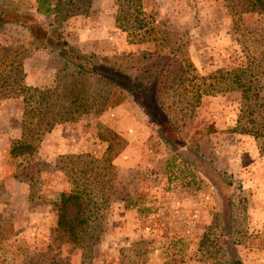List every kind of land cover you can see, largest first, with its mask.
<instances>
[{
  "label": "rangeland",
  "instance_id": "rangeland-1",
  "mask_svg": "<svg viewBox=\"0 0 264 264\" xmlns=\"http://www.w3.org/2000/svg\"><path fill=\"white\" fill-rule=\"evenodd\" d=\"M32 1L0 0V9L33 14L50 28L52 19L36 14ZM75 1L61 28L65 38L83 52L122 55L155 50L154 43L129 45L126 34L116 26L117 0ZM236 5L237 0L143 1L159 30L187 35L188 55L202 75L219 69L231 71L245 63L247 54L242 52L234 29L239 20ZM240 20L248 31L264 22L253 14ZM5 29L4 43L22 47L27 84L54 89L55 55L48 49L35 51L25 27ZM115 100H110L109 106H114ZM127 100L130 103L118 115L111 114L116 107H110L76 123L57 126L43 137L41 161L47 165L37 178L36 192L41 196L32 200L35 183L31 190L15 178L10 157L13 142L22 134L23 102L0 97V264H230L222 243L225 237L244 242L239 247L244 264H264L263 229L257 223L251 227L249 221L251 191L253 187L261 189L264 183V156L252 136L234 133L241 93L204 96L180 132L166 130L172 144L160 136L154 118L133 99ZM122 122L135 136L118 133L115 125L124 126ZM111 132L119 134L126 146L114 161L118 182L106 207V234L99 246L82 251L64 242L57 232L51 202L69 190L59 160L68 154L100 156L108 143L99 135L107 138ZM231 178L239 181L243 190L239 191L238 184L229 186ZM240 194L248 201L246 212L245 205L237 202ZM129 196L136 209L127 208ZM213 223L215 228L209 230Z\"/></svg>",
  "mask_w": 264,
  "mask_h": 264
},
{
  "label": "trees",
  "instance_id": "trees-1",
  "mask_svg": "<svg viewBox=\"0 0 264 264\" xmlns=\"http://www.w3.org/2000/svg\"><path fill=\"white\" fill-rule=\"evenodd\" d=\"M144 0H117L116 26L126 34L129 45L154 43V51L99 55L85 53L78 45L65 38L61 28L65 15L76 6L75 0H34L30 6L36 14L52 19L46 27L33 14L19 15L0 9V97L23 102L22 134L13 142L10 157L15 167V178L30 185L32 200L41 193L36 184L41 168L43 137L55 127L76 123L87 115L100 114L117 107L128 98L154 118L159 134L168 144L166 130L180 132L181 125L191 117L204 96L221 92H240L242 107L234 133L252 136L264 156V22L254 31L244 29L243 15L253 14L264 20V0H237L234 24L239 33L245 63L228 71L219 69L209 75L200 74L188 55L186 34L158 29L154 16L143 6ZM34 2V3H33ZM28 4V3H27ZM20 25L28 30L35 51L48 49L55 55L56 87H31L22 71L24 53L3 41L6 27ZM56 25H59L60 28ZM237 36V35H236ZM259 45L261 48H258ZM116 99L114 106L110 100ZM102 126H100L101 128ZM100 139L108 143L100 156L92 154L62 155L59 169L68 182L69 190L60 193L51 204L57 217V232L61 239L82 251H91L106 234V207L116 191L118 171L114 161L126 146L122 137L111 132ZM185 148V147H184ZM183 148V149H184ZM199 168V167H197ZM240 185L231 178L229 186ZM39 189L37 188V191ZM127 208L136 209L130 201ZM246 212L247 199L237 196ZM214 222V221H213ZM214 223L208 229H214ZM230 264H244L239 247L244 243L233 238L222 239Z\"/></svg>",
  "mask_w": 264,
  "mask_h": 264
},
{
  "label": "crops",
  "instance_id": "crops-1",
  "mask_svg": "<svg viewBox=\"0 0 264 264\" xmlns=\"http://www.w3.org/2000/svg\"><path fill=\"white\" fill-rule=\"evenodd\" d=\"M81 49V48H80ZM130 49V48H129ZM134 50V49H133ZM95 53V52H94ZM97 54V53H96ZM114 55H117V54H115V53H113ZM113 54H109V55H113ZM99 55H101V54H99ZM105 55H108V54H105ZM105 55H102V56H105ZM133 101V100H132ZM126 103H130V101L129 100H126L125 102H124V104L122 105H119V106H117L116 108H113L110 112H111V114H113L112 113V111L114 112V114H119V113H121V111L123 110V108H124V106H126L125 104ZM133 103H134V101H133ZM109 112V113H110ZM123 123V122H122ZM124 124V126L122 125V124H116L115 125V127H116V130L118 131V133L120 134V132H122V133H124L125 135H127V136H129V138H130V136H135L134 134H131L130 133V130H129V132L128 131H126V125H125V123H123ZM127 124V123H126ZM129 141H130V145L131 146H133V144L134 143H132V140L131 139H129ZM130 146V147H131ZM257 184V183H256ZM258 185V184H257ZM251 187V186H250ZM15 188H16V185H15ZM22 188V187H21ZM246 188H249V187H246ZM23 189L24 190H27L26 188H24L23 187ZM253 191H251V192H253V196L249 199V200H251V207L249 208V210H250V213H249V215H250V218H249V221H251L252 223L250 224L251 225V227H254L255 228V225H256V223H257V226L259 227V229H263V231H261V233H263L264 232V183H262V185H261V189H260V187H258V188H254L253 187ZM24 198H25V203L26 204H29V196H23ZM255 208H257L258 210H256V212L254 211V209ZM254 212H255V214H254ZM255 216H257V217H255ZM257 220V221H256ZM256 250V248L253 250V252Z\"/></svg>",
  "mask_w": 264,
  "mask_h": 264
}]
</instances>
